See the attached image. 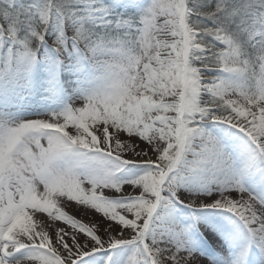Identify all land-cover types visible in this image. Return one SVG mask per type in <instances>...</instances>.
I'll return each instance as SVG.
<instances>
[{
	"label": "snow or ice",
	"instance_id": "snow-or-ice-1",
	"mask_svg": "<svg viewBox=\"0 0 264 264\" xmlns=\"http://www.w3.org/2000/svg\"><path fill=\"white\" fill-rule=\"evenodd\" d=\"M0 264H264V0H0Z\"/></svg>",
	"mask_w": 264,
	"mask_h": 264
},
{
	"label": "bare ground",
	"instance_id": "bare-ground-1",
	"mask_svg": "<svg viewBox=\"0 0 264 264\" xmlns=\"http://www.w3.org/2000/svg\"><path fill=\"white\" fill-rule=\"evenodd\" d=\"M35 219L40 220V219H43V217L42 216H37Z\"/></svg>",
	"mask_w": 264,
	"mask_h": 264
}]
</instances>
